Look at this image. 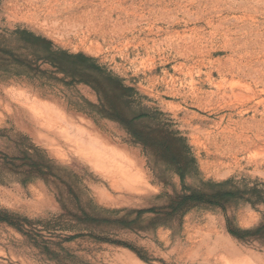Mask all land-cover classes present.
<instances>
[{
  "label": "rangeland",
  "instance_id": "1",
  "mask_svg": "<svg viewBox=\"0 0 264 264\" xmlns=\"http://www.w3.org/2000/svg\"><path fill=\"white\" fill-rule=\"evenodd\" d=\"M262 222L264 0H0V264H264Z\"/></svg>",
  "mask_w": 264,
  "mask_h": 264
},
{
  "label": "trees",
  "instance_id": "2",
  "mask_svg": "<svg viewBox=\"0 0 264 264\" xmlns=\"http://www.w3.org/2000/svg\"><path fill=\"white\" fill-rule=\"evenodd\" d=\"M108 81L110 83L115 82L114 84H116L117 87L119 88H125L128 91H133V88L127 87L123 84V81L118 79V78H113V77H108ZM112 91V89L110 87H107L103 90H101V92H98V96H99V101L102 104H110L111 100H110V96L109 93ZM126 105H130L134 103V100L131 99H127L126 101H124ZM110 111H112L114 113V117L119 119V123L120 126L130 135V137L132 138V141L134 143L140 144L143 147H149V146H155L158 147L159 145H161L162 143L165 144V148L168 151H171L173 146L176 144L177 142V138L176 133L172 132L171 134H168V139L165 142H156V143H151L150 139L148 138L146 132L141 129L138 126V122L143 119V118H147L149 117V114L146 113H141L139 115L133 116V117H126L124 116L119 107L117 105H115V103H111V106L109 108ZM175 162V164L177 165V161L172 160ZM200 198L196 195H192L190 197H184L183 200L184 201H193V200H199ZM187 203V202H186ZM186 206L185 203H180L177 205L176 210H180L182 208H184ZM89 221V219H88ZM94 221V220H92ZM232 235L241 240V241H259L262 245H264V222H262L258 227L254 228V229H249L246 230L244 233L245 235H240L237 234L235 232H231ZM140 255V254H139ZM141 256V255H140ZM142 257V256H141Z\"/></svg>",
  "mask_w": 264,
  "mask_h": 264
},
{
  "label": "bare ground",
  "instance_id": "3",
  "mask_svg": "<svg viewBox=\"0 0 264 264\" xmlns=\"http://www.w3.org/2000/svg\"><path fill=\"white\" fill-rule=\"evenodd\" d=\"M79 145H80V147L83 146V149L86 147V149H88L90 151H94L95 153L103 154L105 157L110 158L111 161H113V164H116L115 163L116 161H114L116 159L115 151H113L109 147V145H107L105 142H103L97 136L92 135V134L84 135V136L81 135Z\"/></svg>",
  "mask_w": 264,
  "mask_h": 264
},
{
  "label": "snow or ice",
  "instance_id": "4",
  "mask_svg": "<svg viewBox=\"0 0 264 264\" xmlns=\"http://www.w3.org/2000/svg\"><path fill=\"white\" fill-rule=\"evenodd\" d=\"M245 218H246L250 223H255L256 217H255L251 212L246 213Z\"/></svg>",
  "mask_w": 264,
  "mask_h": 264
}]
</instances>
